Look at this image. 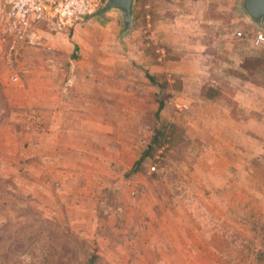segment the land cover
Here are the masks:
<instances>
[{
    "label": "rangeland",
    "instance_id": "1",
    "mask_svg": "<svg viewBox=\"0 0 264 264\" xmlns=\"http://www.w3.org/2000/svg\"><path fill=\"white\" fill-rule=\"evenodd\" d=\"M172 2L179 1L135 0L130 35L123 34L118 11L99 12L100 9L57 33L47 30L44 44L48 43L50 49L44 46L25 50L17 68L6 67L0 45V264H88L92 258L93 264H253V251L243 256L240 250L246 243L255 250L264 249L260 237L264 215L260 209L254 215L243 210L220 211L218 198L197 196L182 178L179 170L189 168L193 158L182 127L183 134L165 142L144 161L140 172L131 171V161L139 159L163 123L179 125L193 120L187 117L193 111H179L184 100L172 99L164 77L159 76L163 84L159 92L149 85L142 68L145 55L149 63L161 56L158 50L165 44L157 37L155 21L162 14L156 9L163 3L167 10L164 16L171 17L168 12ZM147 12L152 15L149 27L145 21ZM237 28L243 38L249 35L251 39L252 33L244 22ZM70 61L81 67L71 72L64 70ZM46 63L63 65L61 74L52 70V75L61 80L67 81L75 74L86 77L96 93H105L109 84L116 95L131 96L129 101L117 97L115 101L116 122L125 117L131 124L130 131L119 138L115 135L116 158L104 149L92 150L99 160L93 157L91 162H98L82 165L72 182L63 177L60 183L52 170L46 169L45 174L39 162L30 164V150L25 148V135L39 133L48 121L42 103L29 101L27 94L33 85L29 82L34 68ZM16 75L18 80L13 81ZM42 76L41 70L36 72L37 84ZM250 76L264 84V77ZM157 95L166 103L167 115L156 116ZM139 96L147 98L145 118L138 113L129 118L132 110V115L136 113L135 99ZM143 119L145 127L139 124ZM169 131L167 128L165 133ZM160 150L162 160L152 172L150 168ZM33 169L36 172L32 173ZM37 173L45 178L56 175L58 183L46 181L47 192L40 189L39 196L32 197L28 193L29 180ZM44 177L38 175V181L44 183ZM256 185L260 186V182ZM64 186L69 189L65 191ZM260 190L264 194L262 184ZM263 200L262 196L254 198L258 203ZM186 222L189 228L185 230ZM186 238L187 244L182 242Z\"/></svg>",
    "mask_w": 264,
    "mask_h": 264
},
{
    "label": "crops",
    "instance_id": "2",
    "mask_svg": "<svg viewBox=\"0 0 264 264\" xmlns=\"http://www.w3.org/2000/svg\"><path fill=\"white\" fill-rule=\"evenodd\" d=\"M178 1L177 4L172 2L168 12L171 17L164 16L167 10L162 7L163 3L156 9V13L166 18L160 16L155 21L157 37L165 46L158 50L161 56L156 61L147 62L149 58L145 55L142 68L150 86L160 92L163 84L158 79L161 75L164 85L170 88L172 99L184 100L178 106L180 112L193 111L187 116L193 120L180 122L193 158L188 163L189 168L179 173L197 196L218 198L220 211L243 210L254 215L260 209L264 215V200L254 201L257 196L264 197L260 190L261 184L264 186V84L251 79V74H258L256 71L243 67L245 61L256 57L264 59V41L258 39H264V28L254 29L240 17L237 0ZM151 19V12H147L148 27ZM242 22L252 33L251 39L249 35H244L246 39L236 37L237 26ZM45 47L50 49L48 43ZM70 62L71 65L64 68L49 63L34 68L28 100L42 103L48 121L39 133L25 135L30 164L39 162L45 174L46 169L52 170L58 175V181L64 177L67 182H72L75 173L82 171V165L94 164L93 157L99 160L92 150L104 149L115 159V135L119 138L131 127L127 118L116 122L115 116L116 97L129 101L130 94L118 96L114 86L109 87V84L106 92L99 94L92 90V83L86 77L72 74L71 79L64 81L52 75V70L61 74L63 69L71 72L81 67L75 61ZM39 70L43 76L37 84L35 74ZM156 98L159 108L164 100L161 95ZM135 100L136 113L132 115V110L128 117L138 113L140 118H145L147 98L139 96ZM158 108H155L156 113ZM126 114L124 112L123 116ZM161 115H167L166 103H163ZM139 124L146 126L144 119ZM137 160L133 159L131 165ZM33 172L36 171L33 169ZM38 175L41 179L44 177L37 173L29 180L28 193L32 197H38L40 189L47 192L46 181L56 182V175H51L40 183ZM174 223H177L175 219ZM187 228L188 222L185 230ZM182 240L187 244V238Z\"/></svg>",
    "mask_w": 264,
    "mask_h": 264
},
{
    "label": "built area",
    "instance_id": "3",
    "mask_svg": "<svg viewBox=\"0 0 264 264\" xmlns=\"http://www.w3.org/2000/svg\"><path fill=\"white\" fill-rule=\"evenodd\" d=\"M104 0H0V45L8 68H17L19 57L28 49L44 47L45 33L59 32L96 13ZM236 37L243 38L241 32ZM264 41L263 38H258ZM13 81L18 76L12 77ZM151 166L153 172L162 160V151Z\"/></svg>",
    "mask_w": 264,
    "mask_h": 264
},
{
    "label": "trees",
    "instance_id": "4",
    "mask_svg": "<svg viewBox=\"0 0 264 264\" xmlns=\"http://www.w3.org/2000/svg\"><path fill=\"white\" fill-rule=\"evenodd\" d=\"M243 67L245 69L247 68L253 69L258 74H261L264 76V61L261 58H257L253 62L245 61L243 64ZM162 109H163V103L160 102L156 116H159V113ZM167 128L170 131L166 134L165 132ZM178 133L183 134V129L180 126L173 124V123H169V122H165L161 125V127L157 128L154 132L151 142L142 152L140 158L134 163L133 168L131 170L132 173L140 172L144 161L150 156L152 157L160 148L163 147L165 142L169 143V141H171ZM153 178L154 179L156 178L155 174L152 175V179ZM260 230H261L260 237L262 238L263 245H264V226H261ZM250 250L253 251L252 253L253 264H264V249L255 250L252 248L250 244L246 243L245 247L241 249L240 251L243 254V256H247ZM93 261H94L93 258L91 260H88V264H93Z\"/></svg>",
    "mask_w": 264,
    "mask_h": 264
},
{
    "label": "water",
    "instance_id": "5",
    "mask_svg": "<svg viewBox=\"0 0 264 264\" xmlns=\"http://www.w3.org/2000/svg\"><path fill=\"white\" fill-rule=\"evenodd\" d=\"M135 0H104L99 12L116 10L120 13L123 34H129L134 20ZM237 12L254 29L264 28V0H237ZM261 29V31H263Z\"/></svg>",
    "mask_w": 264,
    "mask_h": 264
}]
</instances>
